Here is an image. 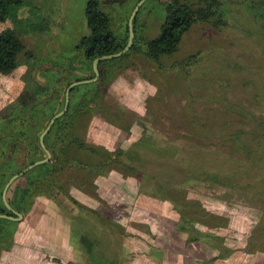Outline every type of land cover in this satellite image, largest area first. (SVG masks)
<instances>
[{"label": "rangeland", "instance_id": "374dc122", "mask_svg": "<svg viewBox=\"0 0 264 264\" xmlns=\"http://www.w3.org/2000/svg\"><path fill=\"white\" fill-rule=\"evenodd\" d=\"M89 1L35 0L20 10L33 25L19 30L25 44L21 66L0 72V121L24 103L41 104L53 91L59 96L54 109L62 110L68 86L94 77L77 49L90 33ZM139 1L100 0L116 35H129V18ZM232 8L226 25L194 23L179 51L162 58L163 68L138 50L103 66L116 72L111 83L98 84L96 109L86 116L70 114L67 126L113 157L142 138L171 144L172 151L135 146L123 161L107 166L105 175L86 174L84 180L82 170L78 179L79 169H63L60 179L68 194L59 192L57 200L38 196L2 253L14 248L18 231L37 225L47 232L44 246L36 256L18 248L6 258L9 263L264 264V252L252 245L264 234V32L255 21H245L250 19L246 8ZM165 18L159 1L150 0L136 33L155 38ZM1 27L15 25L8 21ZM249 27L253 30L246 32ZM103 152L74 148L71 155L97 163L106 158ZM195 168L226 173L228 183L196 179ZM170 173L182 177L183 185L167 183ZM186 200L197 215L192 208L190 217L184 216ZM89 209L113 219L125 233L99 222ZM205 212L227 225L200 222L198 217H208ZM90 238L100 245L87 252Z\"/></svg>", "mask_w": 264, "mask_h": 264}, {"label": "trees", "instance_id": "16d2710c", "mask_svg": "<svg viewBox=\"0 0 264 264\" xmlns=\"http://www.w3.org/2000/svg\"><path fill=\"white\" fill-rule=\"evenodd\" d=\"M35 0H0V72L4 74L11 73L19 66H21L20 56L25 52V44L20 37L19 30L25 24L28 27L33 24L31 19H22L20 17V10L26 6H33ZM147 0L139 10L135 19V40L132 48L123 56L103 60L99 64L100 79L96 82L81 84L73 88L71 97L75 91L80 92V97L77 102H71L69 110L66 114L60 117L54 124L51 131L45 137V143L52 152V159L49 162L35 166L23 176L16 179L12 185V197L10 202L13 207L20 212L28 213L35 200L40 195H45L57 200L59 192L68 194L64 189L60 175L65 168H75L80 178L79 172L82 170L84 180L86 174L105 175V168L115 161H123V156L126 153H131L135 146L153 149L157 152L172 151V145L159 146L157 142L151 141L149 138H142L140 142L134 143L128 149H120L113 157L112 154L99 151L94 146L85 143L84 139L76 132L72 131L67 126L65 119L70 114L86 116L91 114L97 107L99 100L98 84L101 82L111 83L110 75L116 72V69H111L105 72L103 66L107 63L117 62L123 60L131 51L138 50L147 55L150 59L157 63L160 68H163L162 58L179 51L182 40L192 25L198 21L213 23L217 26L228 24V18L233 13V6H243L250 13V19L245 21H255L261 25L264 32V0H167L162 2L158 0L163 6L166 13V18L161 26L159 34L152 39L140 38L139 31L137 32V20L142 8L149 2ZM86 15L88 19V26L90 33L84 36L77 44V49L85 59L83 61V68L90 66L91 72L93 70V62L97 57L116 53L128 43L129 35L124 37L116 35L112 29V18L108 12L101 8L100 0H90L87 5ZM11 21L15 27H1L2 24ZM19 24V25H18ZM20 26V28H19ZM27 26V25H25ZM129 27V26H128ZM253 29L250 27L246 32ZM118 70V69H117ZM95 77V73H94ZM38 83H36L37 85ZM57 91H53L46 96L41 104L30 102L24 103L20 109H15V113L0 121V205L2 202V192L9 179L23 171L28 165L43 159L46 156L45 150L40 143V134L47 127L52 117L61 109H54L57 98ZM66 98V93H65ZM33 104V105H31ZM38 104V105H37ZM74 148L86 152H93L100 154L103 152L105 159L102 158L97 163H88L71 155ZM177 155V154H176ZM174 155V156H176ZM174 158V157H173ZM172 158V159H173ZM186 162L185 160H180ZM130 168L137 166L129 165ZM197 166H200L197 164ZM201 168V167H200ZM163 169V168H162ZM139 170V169H138ZM164 170V169H163ZM197 170V178L202 181H224L228 183V175L226 173ZM165 171V170H164ZM139 175H145L139 172ZM167 183L183 185L182 177H175L172 173L165 176ZM195 179V178H194ZM87 181V180H85ZM81 207L83 205H80ZM4 208V206H3ZM83 208H86L83 206ZM193 208L192 201H185L183 206V214L189 215ZM88 209V208H87ZM92 211L99 222L113 226L121 233H125L124 227L116 223L113 219L101 215L98 211ZM193 215H197L199 211L193 208ZM0 213L2 210L0 209ZM206 214V212H205ZM208 217H198L200 222L204 224L224 226L227 222L219 221V217H214L207 213ZM197 217V216H196ZM5 222V223H2ZM15 222L9 219L0 218V251L7 245L6 232L10 231ZM264 234L262 237H254L253 250H260L264 252ZM95 238L86 240L85 250L88 252L94 251L99 243H96ZM222 256V254H221ZM110 259H112L110 257Z\"/></svg>", "mask_w": 264, "mask_h": 264}, {"label": "water", "instance_id": "95a60500", "mask_svg": "<svg viewBox=\"0 0 264 264\" xmlns=\"http://www.w3.org/2000/svg\"><path fill=\"white\" fill-rule=\"evenodd\" d=\"M146 0H140L136 7L134 8V10L131 13V16L129 18V39H128V43L125 46V48H123L122 50L113 53V54H108V55H103L100 57H97L94 62H93V70L95 73V77L93 78H89V79H80V80H76L74 82H72L67 90H66V101H65V106L62 110H60L59 112H57L52 119L50 120L49 124L47 125V127L42 131V133L40 134V143L42 148L45 150L46 152V157L43 159H40L36 162H34L33 164L29 165L28 167H26L23 171L13 175L9 181L6 183L4 190H3V199L4 202L6 203V205L9 207V209L14 212L17 217L14 216H10L7 214H0V218H8V219H12V220H20L24 217V215L16 210H14L8 201V191L9 188L13 185L14 181L16 179H18L19 177L23 176L24 174H26L28 171H30L31 169H33L35 166H38L40 164L46 163L51 161L52 159V152L50 151V149L47 147L46 143H45V137L46 135L51 131V129L53 128L55 122L62 117L64 114H66L68 112L69 106H70V95H71V91L73 90L74 87L81 85V84H86V83H91V82H95L100 78V69H99V64L101 61L103 60H108V59H114V58H118L123 56L125 53H127L133 46L134 44V40H135V19L136 16L141 8V6L143 5V3Z\"/></svg>", "mask_w": 264, "mask_h": 264}, {"label": "crops", "instance_id": "0c3cea01", "mask_svg": "<svg viewBox=\"0 0 264 264\" xmlns=\"http://www.w3.org/2000/svg\"><path fill=\"white\" fill-rule=\"evenodd\" d=\"M37 227H38V225H37ZM37 227L34 230L29 231L27 233L18 231L16 234V241H15L16 243H15L14 248H12L8 252L2 253L0 264H16L13 262L9 263V261L6 258L12 257V254L16 253L17 249L22 248V247L25 249V252H27L29 255L32 254V255L36 256V252L38 250H41L42 246H44L42 244V237H45L47 235L46 231H44V230L42 231ZM38 264H47V262L45 260H43V261H40V263H38Z\"/></svg>", "mask_w": 264, "mask_h": 264}, {"label": "flooded vegetation", "instance_id": "af4514ba", "mask_svg": "<svg viewBox=\"0 0 264 264\" xmlns=\"http://www.w3.org/2000/svg\"><path fill=\"white\" fill-rule=\"evenodd\" d=\"M72 92V91H71ZM71 96V95H70ZM65 101H66V98H65ZM70 107V106H69ZM69 110V109H68ZM46 157V156H45ZM44 157V158H45ZM31 165V164H30ZM29 166V165H28ZM27 166V167H28ZM24 170V169H23ZM11 193H12V186L9 188V191H8V201H9V204H10V206L14 209V210H16V211H18L17 209H15L14 207H13V205H12V203L10 202V200H11V197H12V195H11ZM2 202H3V205H0V209L2 210V213H0V214H7V215H10V216H14V217H17V215L14 213V212H12L10 209H9V207L6 205V203L4 202V199H3V192H2ZM3 206H4V208H3ZM18 212H20V211H18ZM20 213H22L23 215H24V217H25V215H26V213H23V212H20ZM24 217L22 218V219H20V220H12V219H9V220H11V221H14L15 222V224H17L18 222H20V221H22L23 219H24ZM3 219H8V218H3ZM15 224H14V226L12 227V229L10 230V231H8V232H6L5 233V235H7L8 237H7V245H8V242H9V238L14 234V231H15ZM16 233V232H15ZM6 247V246H5ZM4 247V248H5ZM10 247V246H9ZM9 247H7V249H10ZM3 248V249H4ZM1 250L0 251V262H1V256H2V251H4V250Z\"/></svg>", "mask_w": 264, "mask_h": 264}]
</instances>
